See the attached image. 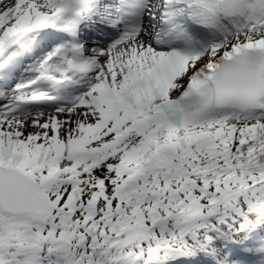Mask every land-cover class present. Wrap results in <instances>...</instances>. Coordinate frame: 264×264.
I'll return each instance as SVG.
<instances>
[{"label":"snow or ice","instance_id":"obj_1","mask_svg":"<svg viewBox=\"0 0 264 264\" xmlns=\"http://www.w3.org/2000/svg\"><path fill=\"white\" fill-rule=\"evenodd\" d=\"M0 264H264V0H0Z\"/></svg>","mask_w":264,"mask_h":264}]
</instances>
